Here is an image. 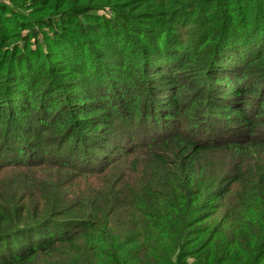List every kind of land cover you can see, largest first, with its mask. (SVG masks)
<instances>
[{"label": "trees", "instance_id": "1", "mask_svg": "<svg viewBox=\"0 0 264 264\" xmlns=\"http://www.w3.org/2000/svg\"><path fill=\"white\" fill-rule=\"evenodd\" d=\"M222 2L228 18L222 39L211 45L213 56L197 53L208 42L206 29L184 34L158 25L125 40V23L137 17L119 3L108 5L110 24L85 23L98 9L72 0L60 8L32 5L33 18L13 20L23 28L3 41L11 45L0 71V264H179L173 240L213 217L231 187L244 208L264 210V166H256L255 176L238 167L225 175L220 192L206 171L209 155L237 153L239 161L264 150V87L256 81L263 74L264 84V23L259 14L254 21L234 16L232 0ZM236 26L243 34L231 38ZM139 38L161 53L146 55L150 49ZM192 39L204 40L197 51ZM199 84L215 93L212 101L196 94L197 107L186 95L193 89H182ZM149 103L157 108L146 110ZM211 106L220 116L233 112L234 133L213 138L203 125L196 134L170 119L188 113L224 124L209 115ZM111 114L125 131L108 126ZM139 121L156 129L149 133ZM130 137L142 143L129 149ZM53 146L58 152L45 158Z\"/></svg>", "mask_w": 264, "mask_h": 264}, {"label": "rangeland", "instance_id": "2", "mask_svg": "<svg viewBox=\"0 0 264 264\" xmlns=\"http://www.w3.org/2000/svg\"><path fill=\"white\" fill-rule=\"evenodd\" d=\"M65 1L66 0H55L53 2L52 0H0V71L2 73H5V68H3L2 54L3 51H6L7 53L9 51L8 45H11L10 42L4 44L3 41L10 40V33L19 32L20 29L23 28L20 26V24L16 27H13V25L16 24L13 22V20H15L17 17L19 21H25L27 18L29 19V17L33 18L34 14L31 12L32 5L41 7L49 3H56L60 8ZM72 1L77 3L88 2L90 5L98 9L94 10V12L89 14V16L85 19V23L90 25L97 26L100 25V23L108 22L104 20V17L106 16L109 18L113 16V12L108 7L110 3H112V5L114 3H119L120 7L127 10V13L136 15L137 18L133 20L132 24L125 23L127 26L125 30V40L130 36L132 37L133 32L135 31H142V29H145V32H150L148 27L155 29L158 25L161 26L159 31L162 29L165 31L168 29L167 27H170L171 30L175 28L184 34L189 33L191 30L203 31L206 29L207 34L211 37L209 36L208 42L203 44L204 48L198 49L197 53H199V55L210 54L213 56V51L210 52L211 45L214 41H218L220 38L222 39L221 28L224 27L226 18H228V12L226 11L228 9L223 8L222 5V1L224 0H155L151 2H149V0ZM196 1H198V3L195 5ZM231 4L232 5H230L229 12L234 16L238 15L242 18L254 21V18L259 14L258 21H263L264 23V0H232ZM213 5L216 6L214 12L212 15L208 16L210 13L208 11ZM148 6L149 8H144ZM152 7H154V9ZM221 7L222 9L218 10V8ZM172 11H177V14L174 17L171 15ZM213 17L216 18V21H212V24H209V19ZM206 19L208 21L207 28L204 27ZM221 23L222 25H220ZM164 25L167 27H163ZM237 33L243 34V31L238 32L237 26L235 28H231V38H235L238 35ZM122 39L123 38L120 37V42L114 41L117 47H120L124 42ZM203 41L204 40H201L197 44L196 39H192V41H190L191 44H196L194 51H197L199 43H202ZM139 42L148 45L150 50H145L146 55L150 54L149 52L152 51L161 53L160 50H154L153 46L150 43H147L146 40L139 38ZM41 43L42 41H40V44ZM226 43L227 41L225 39L222 40V47ZM207 45L209 46L208 48ZM97 48L101 53H103V46L98 45ZM226 49L234 51L231 43H228ZM109 52L111 55H113V57L118 56V52L116 50H110ZM93 61H95V58ZM131 65L136 64L133 62ZM118 67L119 66H116V68ZM138 68L139 60L137 61V69ZM261 72L264 73V70ZM96 76H98V73H96ZM262 76L263 74H261L256 80L257 87H259L260 90L264 87V84L262 83ZM8 78L9 74H6V76L2 78V81L4 80V82H6ZM243 83L244 81H242L240 84ZM98 86L99 84H97V89H99ZM208 87V84H199L191 85L187 88L184 87L182 90L188 88L193 89L191 92H187L186 95L191 98V105L198 107L201 105V100L195 97L196 94H198V97H204L203 99H206V101H212V94L215 93V91L212 92L207 90ZM156 97L159 105L161 104L160 107L164 108L165 97L162 98L163 96H161V94L157 95ZM214 105H217V103L215 102ZM151 106L153 105L149 103V107H147L146 110L150 109ZM153 107L155 109L157 108L156 103ZM211 107L212 111H210L209 115H213L214 119H221L220 122H223L224 124L216 125L214 121V125H212L213 123L206 124V121L203 123L201 120L202 118L197 119L188 113L182 117L178 115H176V117L174 115L170 117V119L177 123H183L186 126L192 127L196 134L198 133L201 125H203L201 132L203 130L208 133L214 132L212 135L213 138H224L225 136L223 135L225 133H234L232 131H236L237 128L234 127L233 117L231 116L233 112H229L228 115L222 114L223 116H220L217 115L218 112L215 110L217 108L214 106ZM226 110L228 111V109ZM157 111L159 110L157 109ZM112 113H114V111ZM160 114H162V116L165 115L164 112H161ZM119 117L121 118L120 114ZM108 118L111 121L108 125L110 128L117 127V132L119 129L125 131V129L120 127L118 120L113 118L112 114L109 115ZM137 123L139 127L145 129L149 133H151L152 129H156L155 125H153L150 121L148 124L141 121ZM3 129H5V121L0 123V134L2 133ZM185 129H187V127H185ZM263 129L264 128H262V130ZM110 131L112 130H109L108 132ZM107 137H111V135ZM119 137L120 133L116 134L114 139H118ZM200 138H202L201 135ZM130 139L133 140V144L128 145L129 149L132 148V146L142 143L138 137L136 139V144L134 138L130 137ZM219 140L222 139H216V142ZM109 144H111V142ZM55 148L56 146H53L50 149L49 147H46L45 158L46 155L51 156L52 152H58V150H55ZM73 148L74 146L72 144L69 150H72ZM18 153L20 155V152ZM236 154L237 153L231 154L221 151L217 154L208 156L209 160L206 171L211 176L213 187L216 188V191H213L220 192L219 189L222 187V182L225 175H235L236 172L233 170L239 172L237 170L238 167H240L242 173H248L249 175L255 176L256 166L258 164L264 166L263 149L252 150L245 154V156H247L245 159L241 158L239 161L237 160V157L234 156ZM231 155L234 157H232L230 160ZM233 189L234 188L231 187L230 192L218 199L216 214L213 217L202 221L200 225L191 230V234L185 233L182 238L180 237L173 240L171 245H173L175 252L178 254L179 264H253L254 262H256L255 264H264V247L262 246L260 249L258 248V243L264 241V232L261 233V231L264 229V210H257L255 207L249 205H247L245 209L238 199V191L236 193ZM207 192L208 191L206 190L205 193ZM205 193H203L204 197H206ZM159 255H163V253L159 252ZM172 261L174 260L171 259V262Z\"/></svg>", "mask_w": 264, "mask_h": 264}]
</instances>
